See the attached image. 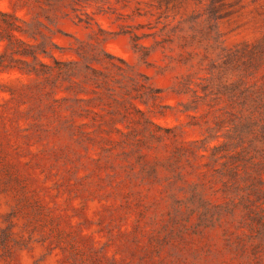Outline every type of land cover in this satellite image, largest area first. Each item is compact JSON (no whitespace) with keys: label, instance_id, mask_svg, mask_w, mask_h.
<instances>
[{"label":"rangeland","instance_id":"obj_1","mask_svg":"<svg viewBox=\"0 0 264 264\" xmlns=\"http://www.w3.org/2000/svg\"><path fill=\"white\" fill-rule=\"evenodd\" d=\"M0 264H264V0H0Z\"/></svg>","mask_w":264,"mask_h":264}]
</instances>
